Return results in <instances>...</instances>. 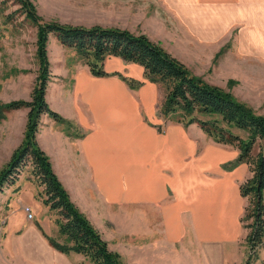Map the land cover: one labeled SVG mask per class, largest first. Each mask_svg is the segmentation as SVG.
Here are the masks:
<instances>
[{"label": "crops", "instance_id": "1", "mask_svg": "<svg viewBox=\"0 0 264 264\" xmlns=\"http://www.w3.org/2000/svg\"><path fill=\"white\" fill-rule=\"evenodd\" d=\"M81 1L100 13L97 24L141 32L170 54L180 47L210 65L216 78L237 79L264 95V0ZM124 62L110 56L104 65L141 75L138 63ZM49 83L45 100L54 109L53 97L55 104L56 98L72 103L76 115L56 111L76 131L64 133L41 113L35 140L69 199L122 262L244 264L246 198L238 184L250 170L244 161L225 165L236 157L235 146L214 141L196 122L162 119L151 80L131 87L116 74L82 68L66 85ZM20 108L0 119V167L21 141L26 111ZM18 176L0 209L20 212L22 226L0 227V264H89L81 253L48 242L47 236L64 241L57 226L25 219L20 205L31 207L24 194L35 185ZM257 255L263 264L264 242Z\"/></svg>", "mask_w": 264, "mask_h": 264}, {"label": "trees", "instance_id": "2", "mask_svg": "<svg viewBox=\"0 0 264 264\" xmlns=\"http://www.w3.org/2000/svg\"><path fill=\"white\" fill-rule=\"evenodd\" d=\"M16 2L24 16L36 27L37 73L29 99L16 98L0 103V118L6 109L27 108L22 139L0 167V191L4 184L13 182L21 167L29 162L31 176L37 185H41V201L55 213L54 222L64 238L63 242H59L47 236L48 242L62 252L73 250L81 253L89 264H125L116 251L107 247L98 230L69 199L51 168L48 156L35 140L41 113L70 124L48 105L44 97L49 79L46 40L51 32L62 46L74 49L94 75L118 74L104 70L106 56H118L124 61L138 63L145 78L164 87L159 107L161 114L168 117L178 110L183 123L196 122L214 141L235 146L236 157L225 165L244 161L250 170V175L238 184L239 193L246 198L240 220L247 229L244 264H249L264 238V116L237 99L228 89L207 83L190 73L183 62L143 33H132L116 26L41 21L31 0ZM120 77L131 87L140 82L133 77ZM194 111L206 117L192 115ZM257 140L261 143L257 144L258 149L253 154L251 147Z\"/></svg>", "mask_w": 264, "mask_h": 264}, {"label": "rangeland", "instance_id": "3", "mask_svg": "<svg viewBox=\"0 0 264 264\" xmlns=\"http://www.w3.org/2000/svg\"><path fill=\"white\" fill-rule=\"evenodd\" d=\"M31 2L35 7L36 13L40 16L41 21L54 20L60 23L89 26L91 24H97L95 21L97 19H100L99 18L100 13L97 12V9L82 7L83 2L81 0H31ZM91 10H93L94 12L92 13ZM101 26H113V25L104 23L101 24ZM132 33H137V32H132ZM35 40H36V27L27 17L24 16L22 9L19 7V4L16 2V0H0V103H4L9 101L10 99H16V98L29 99L30 97L29 94L35 81V75L37 73V59L35 56V48H36ZM46 41H47L46 55L49 61V79L47 81L45 89L47 88V86L50 84L49 82L51 81L66 85L71 82V79L73 78V76L76 74L77 71H79L82 68L88 70V67L84 63L83 58H81L71 47L62 46L53 33L49 32L47 34ZM153 42L159 44L156 41ZM178 48L179 49L169 48L167 50H171L172 51L171 55H173L178 60L183 62L185 66L188 68L190 73L200 77L202 80L206 81L207 83L216 84L224 89H228L230 92L231 90L236 91L238 94L236 95L237 97L241 93H243L242 95H245V98H247V100H251L252 103L245 102L243 100L242 101L248 104L249 106H251L254 111L264 116L263 94L262 96L261 94L260 95L257 94V92L254 91V89H251L253 93L249 92V88L245 87L244 82L239 81L237 79L227 78L226 80H224L223 78H216L210 69V65L205 66V64L202 65L197 63V55L195 54L186 55L180 47ZM108 57L110 56L105 57L103 61L104 63ZM126 62L127 61H125L124 63ZM106 65L108 68L104 65V69L106 67L107 69H111L114 72H118V74L117 73H112V74H116L119 77L120 75H124L126 78L132 76L131 72L124 70V68H122L123 65L114 66L113 64V66H108V63H106ZM136 79L146 80L147 78H145L141 72V75H137ZM228 80L229 81L232 80L229 87H227V84L229 83ZM218 82L219 84H217ZM155 85H156L155 102L157 101L156 105H158L161 104L165 91H164V87L161 86L159 83L155 82ZM262 89L263 88L259 89L258 91ZM248 93L252 94L250 98L247 96ZM260 97H262V100L258 102ZM52 100L54 106H56L57 111L59 110V112L63 111L66 114L69 113L70 115L72 114L76 115V109L73 107L72 103L68 102V100L62 102V101H57L56 98V104L54 101L55 100L54 97ZM51 108L54 109L53 107ZM9 110L10 109L4 110L3 114L5 113V111H9ZM21 110L22 112H24L27 111V108L23 107ZM158 113L160 114V117L164 120H174V121L176 120L183 122L181 120L182 118L180 114L181 112L178 110L172 116H168V117H165L159 111ZM192 115H196V116L198 115L199 117H203V118L206 117V115L199 114L195 111L192 112ZM3 117H5V114L3 115ZM48 117L53 120L55 125L60 126L61 130L64 133L68 134L69 132L74 134V131H76L75 125L73 124L72 121H70V119L68 120L65 117H63L70 123V124H66L64 122L55 120L50 116ZM22 136H23V131H22ZM258 143H261V141L257 140L256 142H254V144L251 147V152L253 154L258 149V145H257ZM29 168H30V164L29 162H27L21 167V169L18 172L19 176L21 177V180H29L31 183L35 185L33 191L30 190L31 192L27 193L28 192L27 190V192L24 194V197L31 201V207H29L30 205L28 203L27 204L21 203L20 206L22 208L23 215L26 220H29L31 222L35 218L39 219L41 222V224L39 225H41L42 227H53V226L56 227V224L55 223L53 224L55 213H53V211L50 210L47 207V205H44L42 203L41 196L39 193L41 185H37L36 181L29 172ZM9 184L10 183H8L7 185L6 184L3 185V189H2L3 191L1 190L2 193H0L1 204L4 201L3 199L5 198V194L7 193ZM262 201L264 203V188L262 192ZM23 206L29 207V211L31 214L30 218L27 217L26 212L23 210ZM14 207L16 206L14 205ZM7 212L8 211L6 209L1 207L0 227L22 226L20 225L21 215H22L20 212L16 211L14 213L15 215L12 213L8 215ZM52 215L54 217H52ZM263 242H264V238H263ZM123 260L125 261V262L123 261V263L125 264H133L129 262L128 258L127 259L123 258ZM263 261H264V256H263ZM259 262H260L259 257L256 251L255 255L252 256V258L250 259L249 264H261V262L260 263Z\"/></svg>", "mask_w": 264, "mask_h": 264}, {"label": "built area", "instance_id": "4", "mask_svg": "<svg viewBox=\"0 0 264 264\" xmlns=\"http://www.w3.org/2000/svg\"><path fill=\"white\" fill-rule=\"evenodd\" d=\"M23 210L26 212L27 217L30 218L31 217V214H30V211H29V207L28 206H23Z\"/></svg>", "mask_w": 264, "mask_h": 264}]
</instances>
